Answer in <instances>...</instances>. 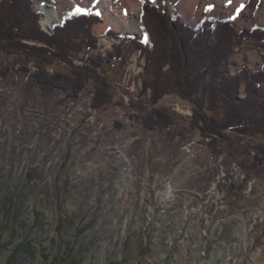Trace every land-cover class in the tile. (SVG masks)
<instances>
[{"label":"rangeland","instance_id":"obj_1","mask_svg":"<svg viewBox=\"0 0 264 264\" xmlns=\"http://www.w3.org/2000/svg\"><path fill=\"white\" fill-rule=\"evenodd\" d=\"M32 2L48 34L77 7L96 13L75 28L83 47L70 56L75 64L85 56V28L95 40L91 56L120 46L124 55L108 67L112 97L99 107L92 106L93 84L78 100L42 92L13 71L22 53L0 55V73L12 69L8 78L0 74V264H264V164H253L264 136H210L192 120V103L174 93L152 103L151 89L141 94L152 79L143 74L145 57L120 38L134 35L152 50L144 27L152 19L142 21L141 0ZM163 2L191 27L224 19L234 35L264 25V0H155ZM42 5L58 16L47 22ZM107 13L140 28L124 29ZM169 37L166 47L177 46ZM195 41L187 47L195 50ZM263 65L264 43L244 38L224 67L237 76ZM23 67L36 70L32 61ZM236 96H246L243 81ZM155 109L173 112L175 122L143 127Z\"/></svg>","mask_w":264,"mask_h":264},{"label":"trees","instance_id":"obj_2","mask_svg":"<svg viewBox=\"0 0 264 264\" xmlns=\"http://www.w3.org/2000/svg\"><path fill=\"white\" fill-rule=\"evenodd\" d=\"M32 4V0H0V55L22 53L24 61L16 65L22 67L13 71L19 73L22 80L28 78L42 92H61L72 100H78L87 86L93 84L92 106L109 103L113 82L108 75V67L123 57V47H116L107 56H91L90 50L96 48L95 40L85 28L82 42L86 52L81 59L83 63L77 65L70 56L83 47L75 40L80 36L75 28L97 19L96 13L77 14L71 11L48 34L40 28L38 21L41 13L34 12ZM165 4L147 0L142 4V21L147 17L152 19L144 25L153 40L152 50L134 35L120 36L122 42L129 41L145 57L143 74L150 75L152 79H144L141 94L146 95L151 89L152 103L159 102L170 93L192 103L195 108V119L192 120L203 123L204 133L210 136L220 137L226 130L264 136V65L254 73L242 72L237 76H230L224 67L234 45L244 38L264 43V25L255 24L251 30L242 28L234 35L231 22L224 19L204 18L191 27L182 22L178 12L169 11ZM167 17L171 20L169 24ZM169 36L177 39V46L166 47V39L172 40ZM190 39L196 40L193 45L195 50L187 47ZM28 42L43 43L45 47L28 45ZM25 61H32L36 70L28 72L23 67L27 64ZM203 67L206 68L202 71ZM7 68L0 73L5 78L12 70ZM48 68L53 72H48ZM173 73H177L174 83ZM240 81L245 83L246 96L242 99L236 96ZM149 114L141 122L149 129H168L175 122V114L168 109H155ZM255 149L253 164L258 168L264 164V143L256 145Z\"/></svg>","mask_w":264,"mask_h":264},{"label":"bare ground","instance_id":"obj_3","mask_svg":"<svg viewBox=\"0 0 264 264\" xmlns=\"http://www.w3.org/2000/svg\"><path fill=\"white\" fill-rule=\"evenodd\" d=\"M40 0H37V2H39ZM42 8H44L46 10V13H47V22H50L53 18V16H58V11L56 9H53L51 7H45L44 5H42ZM131 10L132 11H138L137 7L132 4L131 5ZM106 19H108L109 21H113L115 23H118L120 24L119 26H121L122 28L126 29V28H140V25L139 23H135L134 21L131 22V26L129 25H126V24H123V19L122 20H119L117 21L116 18H114L112 15H110L109 13L106 14ZM123 24V25H122Z\"/></svg>","mask_w":264,"mask_h":264},{"label":"snow or ice","instance_id":"obj_4","mask_svg":"<svg viewBox=\"0 0 264 264\" xmlns=\"http://www.w3.org/2000/svg\"><path fill=\"white\" fill-rule=\"evenodd\" d=\"M143 2H144V0H141V3H143ZM152 2L155 3V0H152ZM85 11H86L85 9H82V8H79V7H77V8L75 9V12H76L77 14L84 13Z\"/></svg>","mask_w":264,"mask_h":264},{"label":"water","instance_id":"obj_5","mask_svg":"<svg viewBox=\"0 0 264 264\" xmlns=\"http://www.w3.org/2000/svg\"><path fill=\"white\" fill-rule=\"evenodd\" d=\"M48 5V4H47ZM53 7V6H52Z\"/></svg>","mask_w":264,"mask_h":264}]
</instances>
